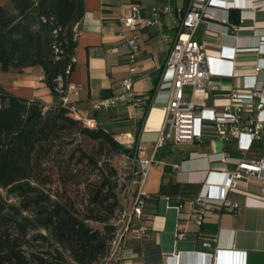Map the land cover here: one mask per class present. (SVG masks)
I'll return each mask as SVG.
<instances>
[{
	"label": "crops",
	"instance_id": "crops-1",
	"mask_svg": "<svg viewBox=\"0 0 264 264\" xmlns=\"http://www.w3.org/2000/svg\"><path fill=\"white\" fill-rule=\"evenodd\" d=\"M82 1L84 14L77 27L74 68L68 75V81L79 86V93L73 95L76 107L93 119L94 126L112 132L115 138L123 134L133 141V146H141L138 156H149L164 115L162 96L147 100L144 108L122 99L110 108H96L93 103L117 93L119 80L128 74L126 49L121 46L119 32L124 29L130 35L133 31L122 26L119 16L130 2L139 3L147 12L151 4L165 0ZM167 1L174 6L184 5L187 0ZM8 2L2 0L0 4ZM217 13L223 15L221 11ZM257 15L264 18V11ZM211 26L220 31L219 35L203 36V24L195 34L199 41H205L210 55L208 83L228 90L252 81L255 53L246 51L234 57L229 54L233 46L254 45L256 36L249 32L227 33L223 24ZM257 32H264V26ZM137 33L139 50L133 89L139 95H150L161 78L175 29L170 18L162 14L155 24ZM257 62L264 64V59ZM8 72L13 77L0 74V80L10 92L39 98L46 105L58 99L42 81L39 66ZM256 76L264 77V72ZM189 93L190 88L186 87V95ZM193 97L203 106L212 105L213 95L207 89L196 91ZM235 149L233 138L212 136L191 142L168 140L158 147L143 184V191L150 195L143 220L149 227L148 234L140 240L129 238L122 253L108 264H217L223 260L264 264V172L237 180L235 187L227 192V199L236 202L237 207L228 210L207 203L201 223L196 222L198 212L193 199L201 188L205 190L206 184L223 181L224 172L236 161ZM221 152L227 156L224 160L218 158ZM211 154L217 156L215 160L210 159ZM260 156H264V135L254 140L247 154L249 158ZM205 240H210V246L203 244Z\"/></svg>",
	"mask_w": 264,
	"mask_h": 264
},
{
	"label": "trees",
	"instance_id": "trees-1",
	"mask_svg": "<svg viewBox=\"0 0 264 264\" xmlns=\"http://www.w3.org/2000/svg\"><path fill=\"white\" fill-rule=\"evenodd\" d=\"M83 14L82 0L0 4V71L39 66L58 97L46 105L0 80V264H97L115 226L121 190L100 156L131 148L85 124L55 90L74 68Z\"/></svg>",
	"mask_w": 264,
	"mask_h": 264
},
{
	"label": "built area",
	"instance_id": "built-area-1",
	"mask_svg": "<svg viewBox=\"0 0 264 264\" xmlns=\"http://www.w3.org/2000/svg\"><path fill=\"white\" fill-rule=\"evenodd\" d=\"M217 11L223 12V15H219ZM259 11H264V0H187L184 5L174 6L165 0L160 4H151L147 12L142 10L139 3L130 2L119 16L122 26L133 31L130 35L126 34L124 29L119 32L121 46L126 49L128 74L119 80L117 93L95 101L93 106L110 108L122 99L144 108L147 100L162 96L164 115L157 128L153 152L149 156H138L137 150L141 146H133V141L123 134L116 137L120 143L133 150L124 153L130 166L120 191L121 204L113 219L115 226L110 233L106 252L97 264H108L121 254L129 238L140 240L148 234L149 227L143 220L145 203L150 195L143 191V184L150 166L155 161V150L168 140L191 142L203 136H212L219 139L233 138L236 141V161L224 172L223 181L206 184L205 190L201 188L193 199L197 205L198 224L202 221L201 215L207 203L232 210L238 204L227 199L226 195L235 187L237 180L264 172V156L247 157L254 140L264 135V77L256 76L259 72H264V64L257 62L264 59V32H257L259 27L264 26V18L257 15ZM162 14L170 18L175 34L169 43L156 90L150 95H139L133 89V74L139 50L137 31L155 24ZM212 23L223 24L227 33L237 35L249 32L256 36L254 45L233 46L229 54L234 57L246 51L255 53L256 62L250 74L252 81L228 90L208 83L211 74L210 55L205 41H199L195 34L203 24V36L219 35L220 31L211 26ZM72 60L74 61V57ZM230 61L232 62V59ZM66 72L68 73V69ZM186 87L190 88L188 96ZM202 89L212 93V105L203 106L195 102L194 93ZM55 90L62 102L70 105L75 116L81 118L88 126H94L93 119L86 113H80L76 107L73 95L79 93L78 84L70 81L65 83L64 78L58 75ZM209 156L211 160L217 157L213 154ZM226 157L223 152L218 156L222 160ZM203 244L210 246L211 242L205 240ZM216 263L242 264L225 260Z\"/></svg>",
	"mask_w": 264,
	"mask_h": 264
},
{
	"label": "rangeland",
	"instance_id": "rangeland-1",
	"mask_svg": "<svg viewBox=\"0 0 264 264\" xmlns=\"http://www.w3.org/2000/svg\"><path fill=\"white\" fill-rule=\"evenodd\" d=\"M0 74H3V76H7V77H13L11 73H9L8 71H0ZM27 75L28 74H26V76ZM100 159L101 160L99 161V164H101L104 169H106L108 166H111L115 170V175L113 177H115L117 180L116 190L117 191L121 190L123 184L126 181L128 171H129V166H130V162L126 154L120 151L104 150L102 155L100 156ZM87 174L91 178L95 176L94 171L92 172L85 171L83 173V177H85ZM113 219L114 218H112V220Z\"/></svg>",
	"mask_w": 264,
	"mask_h": 264
}]
</instances>
